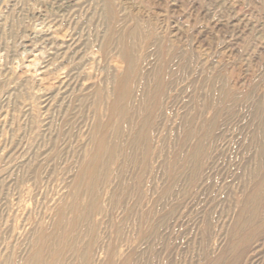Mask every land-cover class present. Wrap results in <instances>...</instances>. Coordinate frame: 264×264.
Instances as JSON below:
<instances>
[{"label": "rangeland", "instance_id": "374dc122", "mask_svg": "<svg viewBox=\"0 0 264 264\" xmlns=\"http://www.w3.org/2000/svg\"><path fill=\"white\" fill-rule=\"evenodd\" d=\"M0 264H264V0H0Z\"/></svg>", "mask_w": 264, "mask_h": 264}]
</instances>
